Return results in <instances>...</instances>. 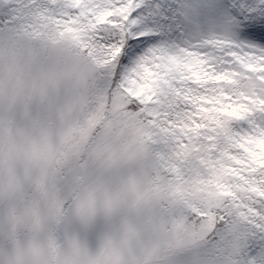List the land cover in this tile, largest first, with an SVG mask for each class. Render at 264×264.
Listing matches in <instances>:
<instances>
[{
	"label": "snow or ice",
	"instance_id": "obj_1",
	"mask_svg": "<svg viewBox=\"0 0 264 264\" xmlns=\"http://www.w3.org/2000/svg\"><path fill=\"white\" fill-rule=\"evenodd\" d=\"M5 45L74 50L159 166L199 192L188 211L204 264H264V0H0ZM83 179L56 195L57 228L74 226ZM36 187L0 183V232L45 227Z\"/></svg>",
	"mask_w": 264,
	"mask_h": 264
},
{
	"label": "clouds",
	"instance_id": "obj_2",
	"mask_svg": "<svg viewBox=\"0 0 264 264\" xmlns=\"http://www.w3.org/2000/svg\"><path fill=\"white\" fill-rule=\"evenodd\" d=\"M89 70L82 57L62 45L36 50L5 45L0 48V99L26 107L43 104L61 88L72 89ZM70 125V119L0 124V183L7 185L15 176L38 186L36 203L45 222L34 230L29 218L10 235L0 232V264H147L139 241L148 200L132 171L138 148L131 138L101 152L98 174L84 177L72 201L74 226L56 227L63 216L53 206L54 178L69 142L79 143ZM121 168L127 170L113 179ZM82 221L94 227L86 232L79 227Z\"/></svg>",
	"mask_w": 264,
	"mask_h": 264
},
{
	"label": "rangeland",
	"instance_id": "obj_3",
	"mask_svg": "<svg viewBox=\"0 0 264 264\" xmlns=\"http://www.w3.org/2000/svg\"><path fill=\"white\" fill-rule=\"evenodd\" d=\"M34 50L36 46L25 45ZM71 121L79 143L69 142V152L54 178V192L63 197L66 180H78L98 174L99 156L110 144L131 138L138 152L132 171L146 193L148 206L139 241L147 256V264H204L208 255L205 239L197 234L196 224L186 212L185 205L199 196L192 185L179 177H169L154 158L141 128L127 115L118 96H109L96 87L95 70L83 74L72 89L61 88L43 104L25 106L19 102L5 104L0 99V124L9 122L23 126L29 120ZM121 168L112 178L125 172ZM70 202H66L67 208Z\"/></svg>",
	"mask_w": 264,
	"mask_h": 264
},
{
	"label": "trees",
	"instance_id": "obj_4",
	"mask_svg": "<svg viewBox=\"0 0 264 264\" xmlns=\"http://www.w3.org/2000/svg\"><path fill=\"white\" fill-rule=\"evenodd\" d=\"M164 170H165V172H167L166 169H164ZM167 175H168L169 177H175V176H173V175L168 174V172H167ZM193 202H194V201H191V204H187V205H185V209H186L187 214L189 215L190 220L196 224V222H195L194 220L191 219L190 212L188 211L189 209L194 208V203H193Z\"/></svg>",
	"mask_w": 264,
	"mask_h": 264
}]
</instances>
